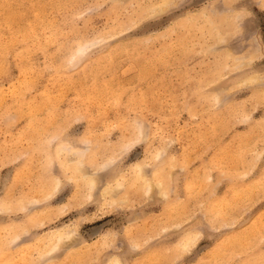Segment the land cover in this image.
Returning a JSON list of instances; mask_svg holds the SVG:
<instances>
[{"label":"rangeland","instance_id":"obj_1","mask_svg":"<svg viewBox=\"0 0 264 264\" xmlns=\"http://www.w3.org/2000/svg\"><path fill=\"white\" fill-rule=\"evenodd\" d=\"M164 2L0 0V264H264V0Z\"/></svg>","mask_w":264,"mask_h":264},{"label":"snow or ice","instance_id":"obj_2","mask_svg":"<svg viewBox=\"0 0 264 264\" xmlns=\"http://www.w3.org/2000/svg\"><path fill=\"white\" fill-rule=\"evenodd\" d=\"M158 7L161 10L160 14H163L164 11H166V10L172 8V7H175V5L169 3L168 0H165V2L159 4ZM246 14H247V12L243 8H238L236 10V16H237L238 20L241 19ZM262 51H264V47H262ZM190 245H191V240H189V243H188V245H186L185 250H187V247H190ZM178 256H179V253H178Z\"/></svg>","mask_w":264,"mask_h":264},{"label":"bare ground","instance_id":"obj_3","mask_svg":"<svg viewBox=\"0 0 264 264\" xmlns=\"http://www.w3.org/2000/svg\"><path fill=\"white\" fill-rule=\"evenodd\" d=\"M76 169H77V168H76ZM61 242H62V241H61V237H58V238H57V241H56L55 244L53 245V246H54L53 249L56 248L58 245H60Z\"/></svg>","mask_w":264,"mask_h":264}]
</instances>
